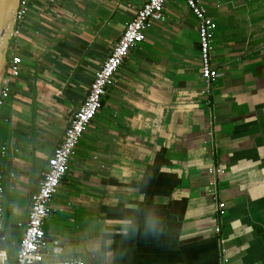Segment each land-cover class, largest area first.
<instances>
[{"label": "crops", "instance_id": "1", "mask_svg": "<svg viewBox=\"0 0 264 264\" xmlns=\"http://www.w3.org/2000/svg\"><path fill=\"white\" fill-rule=\"evenodd\" d=\"M146 1L32 0L13 39L20 75L0 107V264H15L47 159ZM196 1L216 24V81L200 75L198 20L168 0L51 200L42 227L58 260L264 264V0Z\"/></svg>", "mask_w": 264, "mask_h": 264}, {"label": "built area", "instance_id": "2", "mask_svg": "<svg viewBox=\"0 0 264 264\" xmlns=\"http://www.w3.org/2000/svg\"><path fill=\"white\" fill-rule=\"evenodd\" d=\"M168 0H147L127 23L118 41L112 47L108 57L92 78L89 90L80 107L70 117L60 144L48 157L46 168L42 172L36 190L30 199L24 233L17 246L15 264H85L81 260H58L62 250L57 240H48L42 224L50 214V203L62 179L68 171L70 159L87 128L102 108L103 99L113 79L130 51L142 43L149 29L164 21V6ZM198 20L200 75L209 87L217 79V70L211 64V41L216 24L206 16L205 10L196 0H181ZM32 0H20L16 16V29L13 39L19 36L21 25L29 12ZM13 42L8 54L5 75L0 85V107L10 92V83L20 75L22 60L13 53ZM210 104V100L207 101ZM12 177V176H11ZM2 189L0 188V201ZM218 214H223L224 204L217 203ZM1 216V208H0ZM1 229V220H0ZM6 256L0 252V263Z\"/></svg>", "mask_w": 264, "mask_h": 264}, {"label": "water", "instance_id": "3", "mask_svg": "<svg viewBox=\"0 0 264 264\" xmlns=\"http://www.w3.org/2000/svg\"><path fill=\"white\" fill-rule=\"evenodd\" d=\"M20 0H0V85L3 81L8 54L13 42V34L16 29V16ZM15 231L17 226H15ZM10 238H14V233H10ZM6 234L0 231V251L5 249Z\"/></svg>", "mask_w": 264, "mask_h": 264}]
</instances>
